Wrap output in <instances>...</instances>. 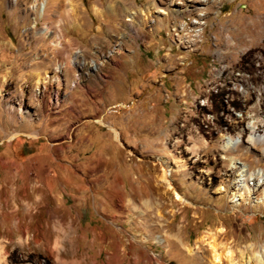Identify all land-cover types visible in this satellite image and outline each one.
<instances>
[{"label":"rangeland","instance_id":"1","mask_svg":"<svg viewBox=\"0 0 264 264\" xmlns=\"http://www.w3.org/2000/svg\"><path fill=\"white\" fill-rule=\"evenodd\" d=\"M31 3L0 0V264H256L264 0Z\"/></svg>","mask_w":264,"mask_h":264},{"label":"bare ground","instance_id":"2","mask_svg":"<svg viewBox=\"0 0 264 264\" xmlns=\"http://www.w3.org/2000/svg\"><path fill=\"white\" fill-rule=\"evenodd\" d=\"M66 2H67V0H32V3L29 6V9L34 13H36V12L40 13L41 16L47 18L49 21L52 20V17H54V16L57 18L59 16L62 17L61 15H65L67 17H72V16L77 15L78 10L76 8H74L73 6H70L69 8L67 6L66 7L64 6ZM57 22H58L57 23L58 25L54 26V28L59 26L60 21H57ZM34 25H35V23H34ZM50 33H51V29L48 26V27H44L42 29V31L39 33V35L49 37ZM50 40H51L52 46L55 49H61L62 48V43H61L60 37L59 38L52 37ZM65 43H68V42H65ZM64 55H66V56L63 57V61L66 62L68 60L67 53H65ZM92 66L96 69V65L93 64ZM64 68H65V63L61 62L60 66L57 67L56 71L60 72L61 69H64ZM53 78H55V76L50 77L49 75H47L45 77H41L39 80H37V82H42L43 80L53 79ZM97 122L99 124H103V121L101 119L97 120ZM109 128L114 132L115 140L120 141V136H119L118 132L112 127H109ZM18 135H19L18 133L14 132L10 136L7 137V140L10 142L11 140H13ZM161 165L163 167L161 170L162 173L160 175L159 181L165 185V187L168 191H171L173 193L176 201H179L181 203L186 202L185 197L183 195H181L180 193H178L172 185V181L170 179L171 170L166 166L165 163H162ZM244 172H245V174H243L242 179H241L242 182L248 181V179L251 177H256V178L261 177L263 179L262 182L264 183V171H261L258 169L255 173H248L247 171H244ZM244 192H245V190H244ZM234 196L240 197L242 195H241V193H239L238 195L234 194ZM208 234H210V233H208ZM207 244L209 245L211 252H212V263L213 264H223V261H225V260L228 261L230 264H233V253H232V251L225 248V253H220L218 251V248L216 247V245L214 243V240L207 242ZM251 259L254 260V262L256 264H264V251L257 253V254H254L251 257ZM239 264H245L244 258L242 257V255H241V260H240Z\"/></svg>","mask_w":264,"mask_h":264},{"label":"crops","instance_id":"3","mask_svg":"<svg viewBox=\"0 0 264 264\" xmlns=\"http://www.w3.org/2000/svg\"><path fill=\"white\" fill-rule=\"evenodd\" d=\"M37 137V136H36Z\"/></svg>","mask_w":264,"mask_h":264}]
</instances>
